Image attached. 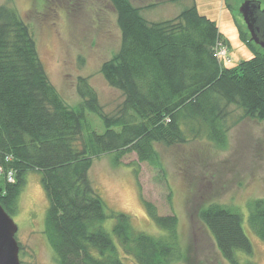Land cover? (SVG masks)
I'll return each mask as SVG.
<instances>
[{
  "label": "trees",
  "instance_id": "trees-1",
  "mask_svg": "<svg viewBox=\"0 0 264 264\" xmlns=\"http://www.w3.org/2000/svg\"><path fill=\"white\" fill-rule=\"evenodd\" d=\"M13 1L0 7L1 206L16 215L29 174L39 173L48 200L44 234L57 264H125L122 253L136 264L187 263L176 215L161 217L144 201L163 235L139 232L130 216L108 211L89 173L95 160L109 154L117 161L135 154L140 163L161 167L157 145L207 140L224 148L232 106L264 122V51L240 29L252 57L232 68L215 58L217 43L227 42L196 5L171 20L150 22L142 11L157 4L137 7L132 0H109L121 39L101 74L123 97L110 115L87 78L77 80L78 106L61 95L40 59L33 27ZM46 2L37 1L39 7ZM87 113L100 118L103 134L87 122ZM247 209V218L218 202L198 211L227 264H255L238 257L254 253L245 222L264 242V200L250 201ZM110 219L118 245L103 226Z\"/></svg>",
  "mask_w": 264,
  "mask_h": 264
},
{
  "label": "rangeland",
  "instance_id": "rangeland-1",
  "mask_svg": "<svg viewBox=\"0 0 264 264\" xmlns=\"http://www.w3.org/2000/svg\"><path fill=\"white\" fill-rule=\"evenodd\" d=\"M42 3L43 0H37ZM36 0H14L33 27L40 59L56 89L73 107L81 102L76 94L80 77L87 78L99 94L107 114L112 115L122 102L121 93L106 84L102 64L120 47L117 15L109 0H49L39 7ZM137 7L157 4L142 11L150 22L167 21L196 5L200 14L215 21L226 40L229 67H236L252 57L241 41L240 29L247 31L239 14L246 1H258L264 11V0H132ZM7 0H0V7ZM252 41V40H251ZM227 146L217 147L207 141L185 146L157 145L161 167L140 163L135 154L120 161L115 154L95 160L89 173L93 188L109 212L131 217L134 228L151 236L163 235L150 217L144 201L154 205L161 217L176 215L179 233L188 262L184 264H227L218 252L210 234L198 220V211L218 202L248 215V203L264 200V122L248 118L243 109L232 106ZM87 122L98 134L105 132L100 118L87 113ZM0 176V185L3 184ZM48 200L41 175L31 173L19 198V212L12 216L18 226L16 239L22 248L21 264H57L54 252L44 234ZM113 219L104 229L113 234ZM254 253L249 258L238 253L241 263L264 264V242L244 225ZM125 264L135 261L121 254Z\"/></svg>",
  "mask_w": 264,
  "mask_h": 264
},
{
  "label": "water",
  "instance_id": "water-1",
  "mask_svg": "<svg viewBox=\"0 0 264 264\" xmlns=\"http://www.w3.org/2000/svg\"><path fill=\"white\" fill-rule=\"evenodd\" d=\"M252 42L264 51V11L258 1H246L239 10ZM18 226L0 204V264H21L16 239Z\"/></svg>",
  "mask_w": 264,
  "mask_h": 264
},
{
  "label": "built area",
  "instance_id": "built-area-1",
  "mask_svg": "<svg viewBox=\"0 0 264 264\" xmlns=\"http://www.w3.org/2000/svg\"><path fill=\"white\" fill-rule=\"evenodd\" d=\"M214 56L216 59H218L220 62H222L224 64L225 63L229 64V62H230V60L228 59L229 58V50L227 49V47L222 42L217 43V45L215 46ZM0 174H2L1 168H0ZM8 181L10 183L14 182L13 173L8 174Z\"/></svg>",
  "mask_w": 264,
  "mask_h": 264
}]
</instances>
